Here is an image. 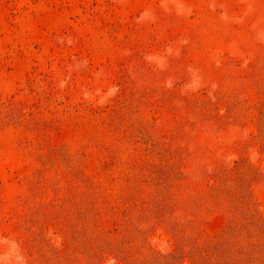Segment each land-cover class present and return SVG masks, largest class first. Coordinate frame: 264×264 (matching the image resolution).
<instances>
[{
  "label": "rangeland",
  "instance_id": "obj_1",
  "mask_svg": "<svg viewBox=\"0 0 264 264\" xmlns=\"http://www.w3.org/2000/svg\"><path fill=\"white\" fill-rule=\"evenodd\" d=\"M246 196L264 0H0V264H151L159 218L205 247Z\"/></svg>",
  "mask_w": 264,
  "mask_h": 264
},
{
  "label": "trees",
  "instance_id": "obj_2",
  "mask_svg": "<svg viewBox=\"0 0 264 264\" xmlns=\"http://www.w3.org/2000/svg\"><path fill=\"white\" fill-rule=\"evenodd\" d=\"M215 174H219V170ZM248 202V197H243L242 215L238 221L227 222L209 239L205 247L197 245L195 236L189 239L186 237L185 240L180 239L178 229L168 224L164 218H159L160 223L179 238V243L175 251L154 252L151 264H183L185 255L190 257L191 264H264V213L252 209L248 206ZM160 209L158 205L157 210ZM105 249L130 264L131 261L126 258V252L122 247L110 243Z\"/></svg>",
  "mask_w": 264,
  "mask_h": 264
}]
</instances>
